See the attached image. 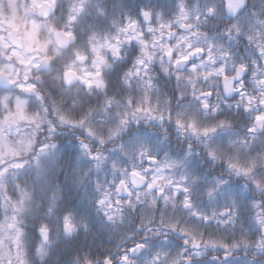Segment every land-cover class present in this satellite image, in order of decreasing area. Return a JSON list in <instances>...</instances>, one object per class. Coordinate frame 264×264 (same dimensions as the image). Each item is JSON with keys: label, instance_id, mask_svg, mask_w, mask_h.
<instances>
[{"label": "clouds", "instance_id": "1", "mask_svg": "<svg viewBox=\"0 0 264 264\" xmlns=\"http://www.w3.org/2000/svg\"><path fill=\"white\" fill-rule=\"evenodd\" d=\"M19 3L23 5L24 0H19ZM180 3H183L190 14L189 22L195 34L191 44L203 46L206 42L216 41L232 50L233 56L239 60L250 61L253 58L255 43L249 44L245 33L259 32L264 36V0H241L238 13L220 15L209 14L207 9L218 6L221 0H86L85 10L79 14V19L70 29L75 33L72 45L60 51H57L55 44L50 45L47 55L56 62L55 66L49 64L43 71L34 74L39 78V89L47 99L48 119L56 121L57 129L51 134V138L42 132L38 143L55 144V148L40 154L39 166L35 161V150L26 154L24 158L28 160V164L25 169L16 176L0 179V196L6 189L14 200L17 199L16 185L30 194L25 201L23 213L24 264H84L86 255L91 264H103L104 256H111L114 261H119L124 249L133 243L131 236L136 240L140 239L144 227L142 217L149 206L137 205L136 209L126 212L123 221L111 222L94 206V199L98 195L95 185L98 179L105 183L111 178L113 160L119 164L129 163L121 146L130 152L132 149L139 151L141 145H145V151H150L161 161H175L174 176L177 179L186 171L191 174V178L195 180L191 185L192 195L202 211L211 212L216 204L224 203L229 196H237L241 215L234 235L239 238L242 226L250 242L241 244L224 264H264V249L259 246L264 241V226L254 222L245 211V202L253 196L260 198L261 193L255 192L252 187H246L248 181L233 175L228 167L230 157L243 160L255 156L264 159V135L255 142L248 136L245 122L238 115L232 96L218 94L212 97L213 105L219 106L218 111L203 109L194 99L191 87L198 74L188 73L190 65H182L178 87L176 68L169 69L167 61L162 64L159 59L154 60L149 69L148 80L151 87L147 86L148 81L143 74L135 79L130 77L128 72L141 56L139 45L135 42L123 45L122 58H113L110 52L106 53V65L102 69L105 81L103 89L90 90L76 80L69 83L62 75L63 68L73 62L77 51L88 53V70L95 71L88 51L89 37L93 33L120 35L117 29L128 17L145 25L140 13L146 8L154 14H161L174 25L173 30H177V5ZM57 5L50 16L39 20L45 26L40 34L41 39L49 38L48 26L61 31L66 29L69 15L76 14L72 11L73 6H79L80 0H57ZM0 10L8 12L9 0H0ZM196 16L200 17L199 21L195 19ZM237 28L241 30L237 37L240 41L238 44L223 38V34L229 31L235 34ZM75 66L80 71L82 65L76 63ZM213 84L214 81L211 80H200L196 92H199L201 86L207 88ZM248 85L247 91L251 94L255 91L251 80ZM145 93L151 99L155 118L140 116V122L137 123L129 117L127 127L119 136L102 146L95 144L86 135L84 127L61 124L56 120V111L52 110L55 105L72 119L86 118L85 127H93L106 135L108 128L115 127V121L104 114L106 102L111 99L112 111L130 112L126 107L127 99L131 97L138 103H144ZM230 102L233 107H228ZM177 120L181 121L183 127L177 126ZM221 120L227 121V124L219 125ZM193 122L197 128L215 123L218 131L210 137L199 132L193 134L192 129L187 127ZM245 137L247 144L243 143ZM81 142L89 143L106 157L100 170L96 169V161L83 154ZM209 152H215V158L209 156ZM260 167L264 171V165ZM217 177L228 183L210 200L207 192ZM53 193H58V206L81 217L87 224L86 229L78 228L71 235L60 231L56 217L48 214ZM151 211L157 212V209ZM179 212L184 213V210L181 208ZM4 216L5 210L0 207V221H4ZM180 218L187 219L186 215ZM41 223H47L50 227V243L43 245V254L40 251ZM213 230L220 231L216 225L208 227L209 232ZM164 231L166 230L161 228L158 232L146 233L148 240L145 243L148 246L131 256L134 264H175V260L166 259V255L176 257L182 251L183 236L175 231H170L165 236ZM223 231L232 232L230 226ZM14 235V230H9L4 221L3 228H0V264H19ZM195 259L197 264H218L207 254Z\"/></svg>", "mask_w": 264, "mask_h": 264}, {"label": "snow or ice", "instance_id": "2", "mask_svg": "<svg viewBox=\"0 0 264 264\" xmlns=\"http://www.w3.org/2000/svg\"><path fill=\"white\" fill-rule=\"evenodd\" d=\"M85 4L86 0H80L79 6H73L72 11L76 14L69 15L66 29L61 31L48 26V39H41L40 34L45 26L39 20L47 18L57 9V0H24L23 5H20L19 0H9L8 12L0 10V179L16 176L25 169L28 164V160L24 158L26 154L35 150L37 153L35 161L39 166L40 154L55 148V144L38 143L42 132L51 138V134L57 129L56 121L48 119L47 99L42 95L38 86L39 78L34 74L43 71L49 64L55 66L56 62L47 55L50 45L55 44L57 51L72 45L75 33L70 29L76 24L79 14L85 10ZM240 7L241 0H221L218 6L209 7L207 11L216 15L236 14ZM140 14L145 25H141L137 19L128 17L117 29L120 35L93 33L89 37L88 51L95 71L88 70V53L77 51L73 62L63 68V78L69 83L73 80L79 81L84 88L90 90L103 89L105 81L102 69L106 65V53L110 52L113 58H122L123 45L135 42L139 45L141 56L128 72L130 77L135 79L143 74L144 79L148 81L147 86L151 87L148 80L149 69L152 62L159 59L162 64L167 61L169 69L176 68L175 76L179 87L183 71L181 66L190 65L188 73L198 74L195 84L191 87L193 97L200 107L209 112L218 111L219 106L213 105L212 97L218 94L232 96L237 113L245 122L248 136L255 142L264 135V36L259 32L245 33L248 43H255L252 49L253 58L250 61L239 60L233 56L232 50L216 41L206 42L203 46H194L190 43L195 34L189 22L190 14L183 3L177 5L178 27L175 31L174 25L159 13L154 14L146 8ZM195 19L199 21L200 17L196 16ZM240 31L237 28L235 34L231 31L224 33L223 38L238 44L240 41L237 37ZM76 63L82 65L80 71H77ZM200 80H211L214 84L207 88L201 86L197 93L196 86ZM249 80L255 89L251 94L247 91ZM112 107V101L109 99L104 114L115 121V127L108 128L106 135L93 127H85L86 118L72 119L55 105L52 110L56 111V120L61 124L84 127L86 135L100 146L119 136L127 127L129 117L135 119L137 123L140 122V116L146 119L155 118L147 93L144 96V103H138L131 97L127 99L126 107L131 110L130 112L112 111ZM228 107H233V104L230 102ZM225 124L227 121H219V125ZM177 126L183 127L181 121L177 120ZM187 127L192 129L193 134L199 132L205 137H210L218 131L215 123L197 128L193 122ZM243 143H248L246 137ZM80 147L86 157L96 161L97 170L104 166L106 157H103L101 152L85 142H81ZM145 148V145H141L139 151L132 149L129 152L121 146L129 163L119 164L113 160L111 178L105 183H101L99 179L96 182L95 189L98 195L94 199V206L111 222L123 221L126 212L136 209L137 205L149 206L142 217L144 227L140 239L136 240L130 234L133 243L124 249L119 261H114L111 256H104L103 264H134L131 256L148 246L145 243L148 240L146 233L158 232L161 228L166 230L163 233L165 236L170 231L179 232L183 236L182 251L177 253L176 257L166 255V259L175 260V264H197L195 258L204 257L206 254L218 264H224L241 244L250 242L242 226L239 238L234 235L238 217L241 215L240 200L237 196H229L224 203L216 204L211 212L202 211L192 195L191 185L195 180L191 178V174L186 171L177 179L174 176L175 161L168 159L161 161L158 156L145 151ZM215 155V152H209V156L215 158ZM260 165H264V159L255 156L243 160L230 157L228 163L233 175L248 181L246 187H252L255 192L261 193L260 198L253 196L245 202V211L254 222L264 226V171ZM227 183V180L217 177L208 189L209 199H214L216 193ZM15 189L18 198L14 200L5 189L0 196V207L5 210L4 221L7 222V228L15 232L19 264H24L23 213L25 201L29 199L30 194L19 185H16ZM181 208L184 213L179 212ZM151 209H157V212H152ZM48 214L56 217L60 231L66 235H71L78 228H87L81 217L58 206V193L52 195ZM184 215L187 217L186 220L180 218ZM4 221H0V228H3ZM212 225H216L220 231L209 232L208 227ZM229 226L231 233L223 231ZM39 233L42 239L40 251L43 254V245L50 243L49 224L41 223ZM259 246L264 249V241H261ZM84 264H91L87 255Z\"/></svg>", "mask_w": 264, "mask_h": 264}]
</instances>
